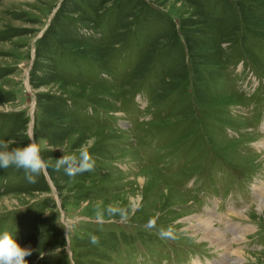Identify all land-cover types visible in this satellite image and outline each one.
Returning <instances> with one entry per match:
<instances>
[{
  "label": "rangeland",
  "instance_id": "1",
  "mask_svg": "<svg viewBox=\"0 0 264 264\" xmlns=\"http://www.w3.org/2000/svg\"><path fill=\"white\" fill-rule=\"evenodd\" d=\"M29 132L47 172L0 169L28 264H264V0H0V141ZM89 141L94 170H55Z\"/></svg>",
  "mask_w": 264,
  "mask_h": 264
},
{
  "label": "clouds",
  "instance_id": "2",
  "mask_svg": "<svg viewBox=\"0 0 264 264\" xmlns=\"http://www.w3.org/2000/svg\"><path fill=\"white\" fill-rule=\"evenodd\" d=\"M29 142L21 147H11L6 141H0V169H8L15 167L22 169L25 178L29 183H36V178L47 172L49 164L41 156V148L36 142L34 133H28ZM91 141L82 144L75 152L65 153L60 149L63 155L55 160V170L59 171L63 168L65 174L74 177L78 174L86 173L94 170L95 161L90 154ZM119 215L121 222L127 221V211L118 204H109L107 207L98 206L95 210V220L97 223L105 222V215ZM149 228L155 227V220L148 221ZM161 238L173 237V229L161 228L159 230ZM92 244L98 243L95 235L90 236ZM32 250L30 248L21 247L13 235L4 230L0 232V264H28L25 257L30 256ZM42 258V256H41Z\"/></svg>",
  "mask_w": 264,
  "mask_h": 264
},
{
  "label": "bare ground",
  "instance_id": "3",
  "mask_svg": "<svg viewBox=\"0 0 264 264\" xmlns=\"http://www.w3.org/2000/svg\"><path fill=\"white\" fill-rule=\"evenodd\" d=\"M263 145L264 149V140L260 143ZM260 192L264 194V186L260 187ZM206 218V217H205ZM194 223L191 226V230L194 231V233L201 234L202 239H209L211 240L214 244H218L221 246H226L229 244V241L222 237V235L217 231L216 227L213 225L212 221L206 220L201 217H194ZM233 229V228H232ZM224 253L223 256L220 259L221 264H227V261L229 259V256L232 254L231 252H234V254H239V251H229L227 247L224 248ZM221 251V250H220ZM227 259V261H226ZM199 261V260H198ZM208 263V262H207ZM201 264V263H198ZM209 264V263H208Z\"/></svg>",
  "mask_w": 264,
  "mask_h": 264
}]
</instances>
